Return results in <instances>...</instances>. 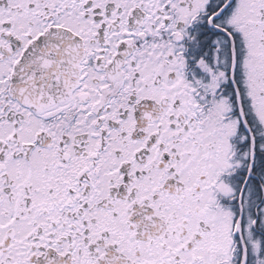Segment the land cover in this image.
Segmentation results:
<instances>
[{"label": "snow or ice", "instance_id": "obj_1", "mask_svg": "<svg viewBox=\"0 0 264 264\" xmlns=\"http://www.w3.org/2000/svg\"><path fill=\"white\" fill-rule=\"evenodd\" d=\"M0 264H264V0H0Z\"/></svg>", "mask_w": 264, "mask_h": 264}]
</instances>
